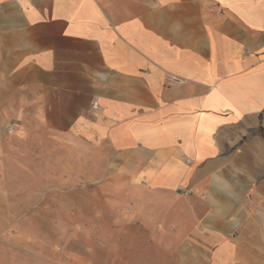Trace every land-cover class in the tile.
<instances>
[{"label":"crops","instance_id":"crops-1","mask_svg":"<svg viewBox=\"0 0 264 264\" xmlns=\"http://www.w3.org/2000/svg\"><path fill=\"white\" fill-rule=\"evenodd\" d=\"M34 140L141 192L170 263L264 264V0H0V240Z\"/></svg>","mask_w":264,"mask_h":264},{"label":"rangeland","instance_id":"rangeland-1","mask_svg":"<svg viewBox=\"0 0 264 264\" xmlns=\"http://www.w3.org/2000/svg\"><path fill=\"white\" fill-rule=\"evenodd\" d=\"M39 142L27 148L40 158L26 162L31 174L9 176L14 221L2 231L0 264H172L160 248L166 235L136 218L152 210L136 202L141 192L105 169L52 172L48 155L69 145Z\"/></svg>","mask_w":264,"mask_h":264},{"label":"built area","instance_id":"built-area-1","mask_svg":"<svg viewBox=\"0 0 264 264\" xmlns=\"http://www.w3.org/2000/svg\"><path fill=\"white\" fill-rule=\"evenodd\" d=\"M9 131L11 132V131H12V129H9Z\"/></svg>","mask_w":264,"mask_h":264}]
</instances>
